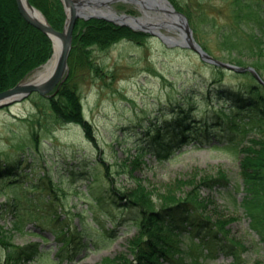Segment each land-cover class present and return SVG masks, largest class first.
Returning <instances> with one entry per match:
<instances>
[{
  "label": "trees",
  "instance_id": "trees-1",
  "mask_svg": "<svg viewBox=\"0 0 264 264\" xmlns=\"http://www.w3.org/2000/svg\"><path fill=\"white\" fill-rule=\"evenodd\" d=\"M28 1L44 14L54 29L61 31L65 22L61 0ZM169 1L185 14L177 0ZM234 3L232 13L236 25L216 34L223 46L221 56L212 55L203 43L199 44L220 60L253 66L264 80V8L254 1L234 0ZM128 12L133 14L132 10ZM243 20L247 24L241 25ZM73 31L69 75L52 97L35 95L36 112L26 120L29 140L42 144L37 137L45 123L42 125L38 120L45 119L54 126L81 127L84 138L93 148L94 160L88 163L83 155L73 151L69 157L76 163L69 167L67 177L72 182L75 179L86 181V190L93 195V204L88 207L91 216L103 208L113 211L109 221L113 227L107 229L102 223L105 234L114 236L120 220L137 228L138 233L129 247L133 260L128 264H198L201 250L198 254L194 252L200 247L206 250L204 257L222 253L233 259L234 264H244L241 242L230 236L227 219L206 214L210 200L200 196V189L209 187L232 206L242 208L249 218L248 225L264 247V87L248 72L232 73L233 78H228L226 70L202 61L210 69L209 76H197L203 88L187 89L180 97L172 98L166 107L158 109V114H151L137 121L130 130H124L123 142L126 138H137L125 150L128 158L114 167L100 155L99 138L83 116L75 72L88 68L89 73L100 76L98 67L92 62V51H105L126 40L143 45L149 34L94 18L78 19ZM243 34L246 36L244 43L240 42ZM51 52L49 38L23 19L16 2L0 0V92L11 89L27 77L51 57ZM230 79H235V83H230ZM168 114L170 118L165 117ZM129 132L132 134L127 136ZM190 143L193 147L200 143L204 148L238 156L239 182L220 172L217 177L209 176L196 184L187 182L193 190L179 197L166 194L161 197L160 204L140 182L133 189L117 186L113 169L132 175L142 168L143 158L149 156L158 162L164 161ZM132 149L135 158L129 161ZM35 160L31 158L32 162H27V158L17 157L11 162L0 161V196L3 198L0 218L10 216L11 230L31 233L42 241L47 240L42 234L47 230L60 242L55 256L67 257L73 249L76 252L86 246L79 245V239L87 235L88 223L83 217H79V227L69 223L71 214L63 203L66 191L76 194L81 190L55 180L51 171L45 169L47 165L42 167ZM25 164L29 167L27 172L23 169ZM234 190L236 193L240 190L242 195L238 203ZM28 223L40 231L24 230ZM0 249L3 253L1 264H20L29 262L44 248L36 242L16 245L10 229L5 230L0 224ZM58 263V260H51L50 264Z\"/></svg>",
  "mask_w": 264,
  "mask_h": 264
},
{
  "label": "rangeland",
  "instance_id": "rangeland-1",
  "mask_svg": "<svg viewBox=\"0 0 264 264\" xmlns=\"http://www.w3.org/2000/svg\"><path fill=\"white\" fill-rule=\"evenodd\" d=\"M248 1L257 2L264 8V0ZM177 2L185 11L183 15L186 16L192 37L198 45L201 47L199 43H203L212 55L221 56L223 46L216 34L223 28L236 25L232 13L234 0H177ZM112 8L117 14L140 15L139 8L133 4L120 2L115 3ZM129 10H132L133 14L129 13ZM148 15L158 14L150 12ZM188 15L190 18L187 17ZM245 23L244 20L240 22L241 25ZM194 29L197 30L196 33ZM160 31L165 36L177 40L180 38L178 32L166 29ZM146 39L143 45L126 40L115 43L105 51L96 49L92 51V62L98 67L100 76L89 73L88 68L77 69L75 72L83 116L91 123L99 138L100 155H103L114 167L128 158L125 150L131 147V143L137 138H126L127 140L123 142L125 136H122V131L130 130L137 121L146 119L151 114H157L158 109L166 107L172 98L180 97L187 89L203 88L204 84L197 76H209L210 69L192 50L166 45L150 34ZM244 40L246 36L243 34L240 42L244 43ZM67 73H69V64ZM232 73L227 71L226 76L233 78L230 76ZM229 82L235 83V79H230ZM35 95L11 101L0 108V161L11 162L17 157H24L27 158V162H32L31 158H35V163H40V166L47 165L48 168L45 169L51 171L55 180L59 179L67 187L80 189L81 191L76 194L70 190L66 191L63 203H66L65 208L71 214L69 223L79 226V217L86 220L88 238L82 236L80 244L85 242L87 246L79 248L76 252L73 251L74 249L69 250L71 255H68V258L63 256L55 258L53 255L60 242H56L50 232L45 230L43 235L47 240L43 243L45 247L42 253L32 257L29 262L21 264H50L51 260H58V264H128L133 260L129 247L131 239L138 233L137 228L120 220L113 231L114 236L105 234L102 223L105 228L110 229L109 221L113 211L103 208L91 216L88 207L90 203L93 204V195L92 191L86 190V181L75 179L72 182L70 177H67L69 167L76 163L69 157L73 151L79 156L83 155L88 163L94 160L93 148L84 138L81 127L73 124L54 126L45 119L38 120L42 125L45 123L44 130L42 129L39 136L37 135V140H41L42 144H38V141L33 144L29 140L26 120L36 112ZM165 117L171 116L168 114ZM130 134L132 132L127 136ZM203 146L200 143L196 147L191 143L187 144L185 148L183 147V151L174 153L160 162L147 156L143 158L142 168L135 170L132 175L123 171L117 173L116 169L112 170V175L120 189H133L137 182L145 185L154 199L159 202L158 204L161 203V197L166 194H177L179 197L193 190L187 182L196 184L209 176L217 177L220 172L238 181V156L225 155L213 149H205ZM129 153L131 154L129 161H132L135 158V150L132 149ZM23 169L27 172L29 167L25 164ZM233 195L238 203L242 196L240 190L237 193L234 190ZM200 196L210 200L206 210L208 216L228 220L227 228L230 236L240 241L243 246L241 259L244 264H264V247L256 233L250 229L249 218L242 208L232 206L209 187H202ZM4 223V229H9L8 217L0 218V224ZM32 228L30 224L27 225V229ZM12 234L16 245L40 242V238L30 233L12 232ZM200 250L202 253L198 264H234L230 257L222 253L204 258L207 253L202 248ZM1 257L0 249V264ZM125 260L128 262L124 263Z\"/></svg>",
  "mask_w": 264,
  "mask_h": 264
},
{
  "label": "water",
  "instance_id": "water-1",
  "mask_svg": "<svg viewBox=\"0 0 264 264\" xmlns=\"http://www.w3.org/2000/svg\"><path fill=\"white\" fill-rule=\"evenodd\" d=\"M63 8L66 13L65 24L63 29L59 32L46 22L43 14L36 10L28 0H15L17 10L22 15L23 19L30 23L37 30L45 33L50 41L53 43L52 57L55 52L54 38L57 39L59 51L57 52V59L53 71L48 74L40 84H22V81L12 87L10 90L0 92V108L5 106L11 101L22 100V98L36 92L40 96L47 95L54 88L60 86L63 82L67 70V58L72 45L73 27L76 19H102L120 26H128L133 30H140L149 33L155 38H159L164 44L176 47L191 49L194 51L201 60L218 67L225 68L229 71L245 72L248 71L255 79L264 86L262 78L258 75L254 68L251 66H237L226 62H221L214 57H210L192 37V30L188 26L186 16L169 2V0H61ZM116 2L129 3L136 5L142 11L143 16H130L128 14H117L111 5ZM148 12H154L157 16H149ZM160 29L171 30L178 32L179 40L171 36H165ZM52 57L42 64L45 66L50 62ZM42 66L40 68H42ZM11 100L9 97L13 96Z\"/></svg>",
  "mask_w": 264,
  "mask_h": 264
},
{
  "label": "bare ground",
  "instance_id": "bare-ground-1",
  "mask_svg": "<svg viewBox=\"0 0 264 264\" xmlns=\"http://www.w3.org/2000/svg\"><path fill=\"white\" fill-rule=\"evenodd\" d=\"M54 43H55V52H54V56L52 57L51 61L46 64L45 66H43L41 69H38L36 71H34L32 74H31V77L26 79L25 82L23 83L24 85L26 84H40L42 82V80H44L46 77H48V74L50 72L53 71V68L55 67V62H56V59H57V55H58V51H59V43L57 41L56 38L53 39ZM13 96L9 97V99H5V100H11V98H13Z\"/></svg>",
  "mask_w": 264,
  "mask_h": 264
}]
</instances>
